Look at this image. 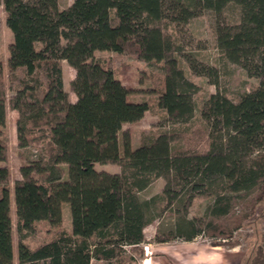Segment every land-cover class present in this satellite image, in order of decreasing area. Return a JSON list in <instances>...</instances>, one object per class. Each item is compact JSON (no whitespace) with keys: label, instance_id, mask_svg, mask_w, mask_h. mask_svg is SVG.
I'll return each instance as SVG.
<instances>
[{"label":"trees","instance_id":"1","mask_svg":"<svg viewBox=\"0 0 264 264\" xmlns=\"http://www.w3.org/2000/svg\"><path fill=\"white\" fill-rule=\"evenodd\" d=\"M0 6L13 36L7 80L0 64V163L9 156L7 109L19 114L22 146H43L34 154L40 159L22 165V179L14 183L18 264H132L125 249L144 243L160 202L174 219L164 242H191L207 232L219 238L214 246L232 249L238 246L234 231L252 218L264 219V211L258 217L255 211L264 202V0H75L65 9L58 0H0ZM231 8L235 22L224 17ZM206 12L218 21L216 47L224 62L258 86L237 102L220 92L205 101L198 130L204 148L181 146L175 131L145 132L134 148L124 126L141 121L149 106L131 100V89L118 77L119 62L96 53L127 54L163 68L153 82L156 104L176 124L189 123L198 86L186 78L179 55L217 88L218 69L185 53L168 29L185 28ZM63 61L76 71L74 103L64 87ZM9 91L15 93L11 99ZM96 165L120 172L97 171ZM10 179L9 168L0 166V264L15 260ZM154 179L165 181L163 193L142 200ZM205 195L211 201L202 230L189 209ZM241 199H250L251 210L232 218ZM63 203L70 206L71 234L60 229ZM228 217L233 228L221 224ZM41 222L58 230L32 249L25 239ZM256 248L249 264H264V249Z\"/></svg>","mask_w":264,"mask_h":264},{"label":"rangeland","instance_id":"2","mask_svg":"<svg viewBox=\"0 0 264 264\" xmlns=\"http://www.w3.org/2000/svg\"><path fill=\"white\" fill-rule=\"evenodd\" d=\"M60 9L68 8L75 0H58ZM4 7L0 6V64L4 67L6 80L8 79L7 60L9 58V47L13 36L6 23V12ZM237 12L233 8L229 9L224 17L229 22L237 20ZM217 19L212 13L206 12L203 15L193 19L185 28L169 25V33L173 36L174 41L180 45L185 53L193 55L198 63L214 66L218 69L219 88L212 85L210 79L195 75L183 55H179L180 65L185 72L186 78L198 86V92L194 97L196 112L194 118L185 124H176L171 118L166 116V112L157 106V93L153 92L157 84V78L164 74L163 68L158 65H149L143 61L127 54L117 56L110 52H98L97 58L105 60H114L119 62L116 70L118 77L121 78L131 89V100L136 102H147L149 110L145 113L144 118L135 123L124 126L123 130H129L132 137L134 148L139 145V141L145 132H164L175 131L182 136L181 146L193 147L202 149L206 146V141L200 138L198 130L203 128V122L200 118L201 109L205 101L216 92H220L228 97L231 101L237 102L245 92H249L258 86V80L247 76L246 72L238 66L226 64L220 52L216 47V28ZM63 79L65 90L69 93L70 101L75 102L77 97L74 95L71 82L76 78V71L66 62H62ZM155 82V85L154 83ZM15 93L9 91L6 98L11 99ZM8 110V120L5 129V134L8 141L9 156L5 163H0V166L9 168L11 179L9 184L11 189V221H13L14 230V264H18L17 244L19 235L17 233V215L14 202V183L22 179L20 167L24 164L38 161L40 157L34 156L37 149H41V144L29 147H23L17 134V120L19 114L16 111ZM38 157V158H37ZM42 157V156H41ZM65 167V166H63ZM97 171H106L111 174L119 173V167L111 165H96ZM35 179L42 181L43 177L35 176ZM165 186L163 179H157L151 185L142 191L140 194L142 200L149 199L156 195H161ZM253 195L251 196V198ZM211 198L209 196H199L193 199V203L189 209V218L195 219L199 227L204 230L205 209L209 205ZM245 201L238 200L232 212L235 216L247 214L250 208ZM69 204L63 203L62 206V224L60 229L71 234L72 218ZM256 217L264 211V202L258 205ZM155 220L149 226H146L144 231V243L137 249L127 247L125 250V260L132 264H249L254 257L256 247L261 246L264 249L262 242V234H264V219L252 218L244 222L239 230L234 231L232 242H237L238 246L232 249L229 247H216L214 244L219 243V238L210 237L207 232H202L193 241H184L181 239L170 240L164 242L165 238L169 237L170 226L174 223L173 216L166 208V203H159L155 210ZM231 217V216H230ZM225 218L221 222L228 228H233L232 218ZM57 228L51 227L46 222L38 224L36 233L28 236L25 239V244L34 249L42 243L49 242L55 238ZM224 242V241H223ZM205 260V261H204ZM91 264H107L105 262L93 260Z\"/></svg>","mask_w":264,"mask_h":264},{"label":"crops","instance_id":"3","mask_svg":"<svg viewBox=\"0 0 264 264\" xmlns=\"http://www.w3.org/2000/svg\"><path fill=\"white\" fill-rule=\"evenodd\" d=\"M205 261V260H204Z\"/></svg>","mask_w":264,"mask_h":264}]
</instances>
